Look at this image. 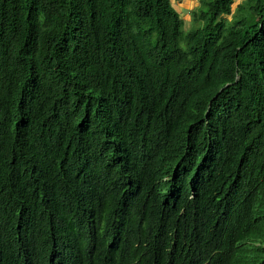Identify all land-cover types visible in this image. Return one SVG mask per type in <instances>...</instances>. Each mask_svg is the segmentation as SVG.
<instances>
[{
    "label": "trees",
    "instance_id": "16d2710c",
    "mask_svg": "<svg viewBox=\"0 0 264 264\" xmlns=\"http://www.w3.org/2000/svg\"><path fill=\"white\" fill-rule=\"evenodd\" d=\"M234 3L185 33L171 0H0V264H264V0Z\"/></svg>",
    "mask_w": 264,
    "mask_h": 264
},
{
    "label": "rangeland",
    "instance_id": "374dc122",
    "mask_svg": "<svg viewBox=\"0 0 264 264\" xmlns=\"http://www.w3.org/2000/svg\"><path fill=\"white\" fill-rule=\"evenodd\" d=\"M176 11L182 16L184 20V31L188 33L194 29H198L202 26L201 21H197L193 17V12L201 7V0H171ZM245 0H235L233 5V12H235L237 6ZM232 17L229 16L228 20Z\"/></svg>",
    "mask_w": 264,
    "mask_h": 264
}]
</instances>
